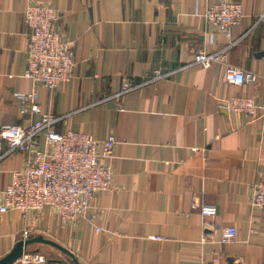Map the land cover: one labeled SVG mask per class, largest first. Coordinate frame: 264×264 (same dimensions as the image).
<instances>
[{
  "label": "crops",
  "instance_id": "1",
  "mask_svg": "<svg viewBox=\"0 0 264 264\" xmlns=\"http://www.w3.org/2000/svg\"><path fill=\"white\" fill-rule=\"evenodd\" d=\"M31 1L53 5L64 38L75 44L73 77L52 90L26 75L22 18ZM210 1L0 0V127L36 120L16 96L36 91L58 118L57 131L117 140L109 160L117 191L99 196L95 223L65 221L51 207L27 222L18 211L0 212V259L28 225L29 238L51 239L81 264H264V210L250 202L251 184L264 180V118L227 112L219 100L251 96L263 106L256 115L264 112V0H241L244 15L231 37L212 41L201 17ZM227 46V60L255 74L254 82H229L221 64H193L196 52ZM158 68L175 72L114 96L124 78L140 81ZM25 157L0 159V205ZM207 205L217 208L214 217L201 213ZM231 226L237 233L227 241ZM25 253L43 256L39 264H75L42 241ZM12 264L34 263L21 257Z\"/></svg>",
  "mask_w": 264,
  "mask_h": 264
},
{
  "label": "built area",
  "instance_id": "2",
  "mask_svg": "<svg viewBox=\"0 0 264 264\" xmlns=\"http://www.w3.org/2000/svg\"><path fill=\"white\" fill-rule=\"evenodd\" d=\"M241 0L210 1L201 17L207 28L209 39L217 34L231 37L232 28L243 18ZM59 11L50 4L31 1L23 12V32L28 69L26 75L39 86L55 89L62 82L73 77L77 65L75 44L67 40L60 30L57 20ZM231 44H234L232 42ZM230 46L195 53L193 64L210 68L221 64L225 77L231 83L244 84L256 80V75L243 71L227 60ZM175 70L155 69L143 80L124 78L120 89L114 94L120 97L132 90L148 84H155L171 76ZM21 101L22 113L37 114L28 127L18 124H3L0 127V159L14 153L26 154L24 164L13 170L12 182L3 192L0 212L18 211L25 222L30 214L41 213L46 207L53 208L65 221L86 219L96 221V202L101 194L115 193L117 185L115 174L109 160L115 155L117 140L111 136L97 140L87 133L68 129L56 130L58 118L43 109L36 91L16 93ZM227 112H242L253 121L263 119L264 112L256 115L262 108L254 97L238 95L219 99ZM44 134V140H41ZM7 149H3V144ZM252 209L264 210V180H255L250 186ZM204 216L214 217L215 206H203ZM32 229L27 225L22 231V239L30 236ZM225 240H231L237 233L234 226L225 228ZM165 240L164 236H154ZM25 262L45 263L46 259L38 253L22 256Z\"/></svg>",
  "mask_w": 264,
  "mask_h": 264
},
{
  "label": "water",
  "instance_id": "3",
  "mask_svg": "<svg viewBox=\"0 0 264 264\" xmlns=\"http://www.w3.org/2000/svg\"><path fill=\"white\" fill-rule=\"evenodd\" d=\"M259 55H264V51L260 52ZM37 241H42L48 244H51L61 250H63L64 252H66L68 255L71 256V261L75 264H81L79 262V260L77 259V257L75 256L74 253H72L70 250L66 249L65 247L61 246L60 244H58L57 242L51 240V239H47L44 238L43 236L39 235L33 238H28L26 240H19L16 244V246L13 248V250L7 254L5 257L0 259V264H12L14 263L16 260H18L19 258H21L24 253L26 252V248L28 247V245L37 242Z\"/></svg>",
  "mask_w": 264,
  "mask_h": 264
}]
</instances>
